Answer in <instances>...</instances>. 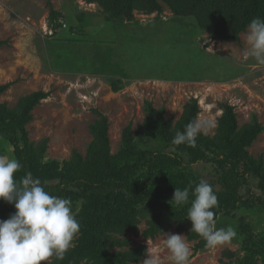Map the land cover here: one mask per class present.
<instances>
[{"label":"rangeland","instance_id":"1","mask_svg":"<svg viewBox=\"0 0 264 264\" xmlns=\"http://www.w3.org/2000/svg\"><path fill=\"white\" fill-rule=\"evenodd\" d=\"M52 11L62 15L56 23L70 27L58 29L57 34L70 39L51 37ZM134 14L135 21L111 22L98 4L83 0H0V40L5 42L0 47V86L9 85L0 95V104L14 109L32 93H49L33 110V121L27 126L32 142L49 139L46 160H69L74 151L85 156L93 141L90 126L101 116L109 123L111 154L122 155L123 130L131 126L136 132L142 126L148 103L163 109L165 118L175 125L185 105L196 99L198 118L210 122L206 134L210 136L216 134L222 104L234 108L239 127L250 124L255 116L264 127V65L245 56L247 31L239 43H225L212 39L194 19L177 17L167 6L162 15ZM100 54L109 59V69L96 70L94 62ZM143 140L146 148L170 152L154 136ZM249 152L264 162V132ZM0 154L14 157L13 149L1 139ZM187 174L196 178L197 184L216 177L214 166L200 163L170 169L161 180L168 179L184 189L187 179L181 176ZM250 186L256 189V182ZM81 202H73L78 213ZM13 211L14 204L0 200V220L9 219ZM245 213L242 209L221 217L216 227L232 226L236 231ZM262 218L247 219L260 224L256 232L264 233V215ZM140 227L144 230L145 224ZM190 232L189 227L178 232L174 224L155 240L129 238L136 246L150 248L161 264H174L164 234L185 236L191 248L189 264L227 263L224 253L240 247L232 239L196 252V242L187 238Z\"/></svg>","mask_w":264,"mask_h":264},{"label":"trees","instance_id":"2","mask_svg":"<svg viewBox=\"0 0 264 264\" xmlns=\"http://www.w3.org/2000/svg\"><path fill=\"white\" fill-rule=\"evenodd\" d=\"M83 1L98 4L111 22L135 21V11L162 15L167 6L177 17L194 19L212 39L225 43H239L251 20L264 18V0ZM51 17L50 25L55 31L51 37L68 39L56 32L70 28L56 23L61 13L52 11ZM4 44L0 40V47ZM108 61L100 54L94 62L96 70L109 69ZM112 82L116 84L115 80ZM117 87L114 89L118 90ZM8 88L9 85L0 86V95ZM48 96L49 93L43 91L32 93L22 98L14 109L6 103L0 104V139L10 145L14 158L23 165L15 174L17 179L31 172L52 195L70 198L73 202L82 201L77 214L80 231L75 247L67 251L63 260L53 258L52 264H141L147 256V247L134 245L130 235L155 240L174 224L178 232L192 228L187 213L194 197L190 195L188 204L176 205L171 200L175 188L182 186H175L176 183L168 179L162 181L161 177L170 169L200 163L214 166L216 172V177L209 181L213 188L219 187L215 192L218 207L213 209L216 223L221 217L237 214L242 209L246 212L238 221L233 238L240 247L235 252L226 251L224 256L228 262L222 264H264V233L256 232L260 224L247 220L254 217L263 220L264 215V162L249 152L264 132L256 116L250 124L239 127L234 108L222 104L223 115L217 119L214 136L200 134L195 147L177 146L172 144L174 135L198 118V101L192 99L185 105L175 125L165 118L163 109H155L148 103L147 118L142 126L136 132L131 126L123 130L122 155L111 154L109 123L101 116L90 126L93 141L86 155L74 151L69 160L59 162L46 160L49 139L32 142L27 130L33 121V110ZM151 136L170 152L144 147L142 140ZM181 179H187L190 192L194 190L196 178L187 174ZM253 182H256V189L250 186ZM143 223L145 229L141 230ZM187 238L196 242V252L210 249L195 232L188 233Z\"/></svg>","mask_w":264,"mask_h":264},{"label":"clouds","instance_id":"3","mask_svg":"<svg viewBox=\"0 0 264 264\" xmlns=\"http://www.w3.org/2000/svg\"><path fill=\"white\" fill-rule=\"evenodd\" d=\"M50 31L52 35L54 31ZM246 39L245 56L264 65V18L251 20ZM209 125V121L199 118L191 121L183 131H176L172 144L195 147L197 137L207 134ZM22 168L18 159L0 154V200L16 208L9 219L0 220V264H52L53 258L63 260L67 251L75 247L74 241L80 231L79 208L74 209L70 198L52 195L31 172L17 179L15 174ZM190 189L191 186L183 190L176 187L171 201L185 205L190 195L194 197L187 213V219L192 222L191 232L200 235L210 249L231 241L236 236L232 226L216 227L213 209L218 207V197L213 186L201 179L194 190L190 192ZM164 235L174 264H189L191 248L185 236ZM147 257L143 264H161L150 248Z\"/></svg>","mask_w":264,"mask_h":264}]
</instances>
